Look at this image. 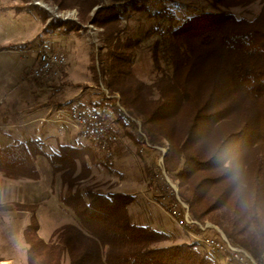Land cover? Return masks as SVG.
<instances>
[{"label":"trees","instance_id":"obj_1","mask_svg":"<svg viewBox=\"0 0 264 264\" xmlns=\"http://www.w3.org/2000/svg\"><path fill=\"white\" fill-rule=\"evenodd\" d=\"M122 2L136 11L145 6L139 0H114L109 6L95 0H53L59 11L76 10L79 23L47 22V14L33 8L45 33H78L85 24L101 30L102 53L92 71L108 97L91 103L89 110L77 107L105 120L103 114L110 111L133 128L135 117L145 144L167 143L165 170L178 183L177 197L189 218L219 227L232 245L264 264V0H210L224 9L259 2L261 10L251 21L225 12L186 19L163 48L170 75L151 85L133 74L137 42L119 39ZM152 58L159 70L156 52ZM36 144L0 149V174L11 181H37L35 158H46L65 189L59 203L77 225L57 229L44 242L38 236L36 206L16 205L17 211L31 214L23 232L27 264H218L198 252L196 243L157 247L170 236L134 225L127 211L130 196L80 190L91 175L86 160H95L90 149L60 146L46 157ZM167 191L181 209L169 187ZM175 218L188 227L182 212Z\"/></svg>","mask_w":264,"mask_h":264},{"label":"rangeland","instance_id":"obj_2","mask_svg":"<svg viewBox=\"0 0 264 264\" xmlns=\"http://www.w3.org/2000/svg\"><path fill=\"white\" fill-rule=\"evenodd\" d=\"M95 1L99 5L109 6L114 0ZM139 1V4L145 5L142 6L141 11L127 8L123 2L119 4L125 7L122 9L123 14L119 16L118 28L120 30L119 39L122 41L131 39L137 42L133 74L145 85H151L162 77L170 75V66L164 56L163 48L169 34L179 28L186 19L202 13L225 12L237 19L251 21L258 16L261 10L259 2L246 7L224 9L213 7L210 0ZM34 7L47 14V22L61 20L79 23L76 10L59 11L53 0H0V49L11 46L12 48L8 51L14 53V56L10 58L7 56V50H0V62L2 59L5 66L0 64V81L5 78L4 86L0 87L3 94L0 96V122L13 120L25 107L32 108L36 105L41 106L40 108H50L52 104L58 108L62 105H76L89 110L91 103L108 97L101 83L94 80L92 71L97 66L96 55L102 53L100 50L102 44L99 42L101 30L85 24L78 33L70 32L63 35L57 30L45 33V26L40 22L38 11L33 10ZM40 52L65 55L66 64L60 70V76L56 81L41 83L28 77L35 65H33L35 58ZM155 52L159 70L153 67L152 55ZM2 68H6L11 75L18 73L20 78L18 84L14 82V77L2 74ZM7 88L13 91L6 92ZM33 93L37 95L33 96ZM154 98L156 99L157 96L155 95ZM103 115L111 131L119 135L121 141L114 147L111 157L97 152L91 143L68 127L63 128L40 122L35 135H28L29 138L18 137L20 131L0 126V149L7 148L8 145L15 146V141H21L18 144H27L30 141L26 139H33L46 157L57 154L60 146L88 148L95 160L92 163L86 160L91 175L79 184L80 190L88 188L103 195L130 196L133 199L132 204L127 208L130 221L134 225L147 227L170 236V241L160 243L157 247L165 248L196 243L198 252L207 254L218 264H233L221 255L208 252L199 242L201 237L223 235L219 227L208 221L196 222L197 225L184 227L175 218L174 214H180L182 207L177 197L178 183L168 175L163 163L168 144L164 143L159 147L145 144L139 134L140 122L135 117L131 122L137 127L133 128L129 124L130 121L124 117L119 118L110 111ZM35 161H37L35 164L37 172L41 177L40 182L31 184L27 180L6 179L5 182L0 180L1 183L8 185V187H3L0 184V211H17L16 205L30 203L37 205L36 211L37 207L46 210L51 203L62 210L59 199L65 189L61 186L60 175L52 174V167L46 158L37 157ZM79 172L78 166L76 175ZM167 187L171 189L181 209L175 206L171 198L166 195L168 194ZM170 205L172 206L171 213L167 210ZM28 214L30 220L31 214ZM187 214L190 219L189 213ZM34 215L36 217V212ZM68 215L69 220H58L56 230L65 226L62 225L65 222H67L66 225H77L73 214ZM13 225L12 221L3 220L0 224V242L4 241L7 236L9 237L13 231Z\"/></svg>","mask_w":264,"mask_h":264},{"label":"built area","instance_id":"obj_3","mask_svg":"<svg viewBox=\"0 0 264 264\" xmlns=\"http://www.w3.org/2000/svg\"><path fill=\"white\" fill-rule=\"evenodd\" d=\"M65 64L66 57L62 53L40 52L28 77L41 83L56 81ZM50 120L69 126L91 143L97 152L107 157H111L114 147L121 142L119 135L111 131L107 121L98 113L81 110L76 105H66L57 109ZM179 204L182 207L183 223L190 227L197 225L188 219L187 207L180 201ZM174 216L179 217V213H175ZM199 242L208 252L221 255L236 264H259L249 252L232 245L223 235L201 237Z\"/></svg>","mask_w":264,"mask_h":264},{"label":"crops","instance_id":"obj_4","mask_svg":"<svg viewBox=\"0 0 264 264\" xmlns=\"http://www.w3.org/2000/svg\"><path fill=\"white\" fill-rule=\"evenodd\" d=\"M10 48L12 47L6 46L5 49L1 48L0 50L8 51L10 50ZM13 54H14L13 52H9V51L7 52L8 57L14 56ZM1 61L3 62L2 59ZM2 62H0V64L4 66ZM35 63H36V58H35L33 65ZM2 69H3L2 74L4 75L8 74L12 76V78L14 77V82L18 84V82L20 81L19 75H17L18 73L17 74L13 73V75H11V72L6 70V68H2ZM24 82L25 81H23V83ZM4 83H5V78L2 81H0V87H3ZM8 91L12 92L13 90L11 91L10 88L9 89L7 88L6 92ZM2 95L3 94L0 91V96ZM34 95L36 96L37 94L33 93V96ZM64 106L66 105H62L61 107L57 108L56 105L52 106L51 104V106H49L50 108H40L41 106L38 107L36 105L35 107L33 106L32 108L25 107L21 112H19L18 116L14 117L13 120L1 121L0 126H2L5 129H12L18 132L20 131L17 136L23 137V138H29L28 135L29 136L35 135L36 130L40 127L39 122L42 124H47V125L54 124V125H58L63 128L65 127L70 128L69 126H66L60 123H55V122H52V120H50L54 112L57 109H61ZM49 110L50 112H48ZM26 140L33 141V139H30V140L26 139ZM26 140L23 139V141H26ZM18 143H21V141H15L14 145ZM8 146H13V145H8ZM36 162L37 161H35V164ZM0 180L5 182L6 179L2 177L0 174ZM40 180H41V177L39 175V181H35V182L29 181V182H31V184H35L36 182H40ZM0 184H2L3 187L5 186L8 187V185L1 183V181H0ZM36 193H37L36 195L38 196L39 192L37 191ZM27 205L37 206L35 203H30ZM68 214H71L68 209L62 206V210H61L59 209V207H57V205H54L52 203L47 206L46 210H42L37 207L36 218H37L38 225H39V229H38L39 238L43 240L44 242H48L52 236V233L56 230V224L58 223V220H63V221L69 220ZM28 215L29 214L26 212L0 211V224L3 223V220L12 221V224L14 223L12 233L9 234V237L7 236V238H5L4 241L0 242V264H27V261H26L27 246L24 242L23 232L29 224ZM66 224L67 222L63 223L62 225H66Z\"/></svg>","mask_w":264,"mask_h":264}]
</instances>
